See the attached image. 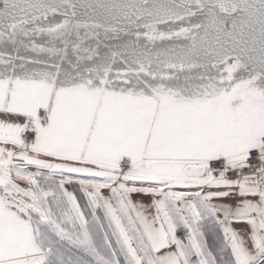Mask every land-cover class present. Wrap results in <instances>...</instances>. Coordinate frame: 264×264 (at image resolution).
Listing matches in <instances>:
<instances>
[{"label":"snow or ice","instance_id":"6c2138e0","mask_svg":"<svg viewBox=\"0 0 264 264\" xmlns=\"http://www.w3.org/2000/svg\"><path fill=\"white\" fill-rule=\"evenodd\" d=\"M0 45V264H264V0H0Z\"/></svg>","mask_w":264,"mask_h":264},{"label":"water","instance_id":"95a60500","mask_svg":"<svg viewBox=\"0 0 264 264\" xmlns=\"http://www.w3.org/2000/svg\"><path fill=\"white\" fill-rule=\"evenodd\" d=\"M81 2H84V0H81ZM81 11L83 12L84 10L81 9ZM57 20H59V19H57ZM82 32L85 34L84 31H82ZM83 33H82V36L80 35V37L82 39L74 38V39H72L73 42H68V44H67V51L69 53H71L75 59H76L77 53H74L72 51V49L76 44H79L81 46V50L79 51V55H81L83 57H87L88 55H92V61L93 62H91V60H88V59H83L80 61L81 63H84L86 61H88L90 63H94V62H99V60L102 58L111 57L112 52L121 51L122 50L121 46L123 44L127 43L128 39H129L128 37H125L122 34L118 37L106 38L105 34L102 32V30H101V34L97 37H93V39H91L90 37H86ZM108 35L111 36V34H108ZM131 39H135V37H132ZM143 43H146V42H143ZM171 43H172L171 41H158V42H156V46L157 47L168 46ZM178 43H183V41H179ZM149 46L151 47L152 45H149ZM58 47L61 48L60 43L58 44ZM85 48L88 49V51H83V49H85ZM118 60H120V58H117L116 63L112 64V65L116 66V64H120V62Z\"/></svg>","mask_w":264,"mask_h":264},{"label":"rangeland","instance_id":"374dc122","mask_svg":"<svg viewBox=\"0 0 264 264\" xmlns=\"http://www.w3.org/2000/svg\"><path fill=\"white\" fill-rule=\"evenodd\" d=\"M50 19H52V17H50ZM56 19H61L60 17H57ZM160 28H161V30H165V26L164 25H160L159 26ZM82 31H84L85 32V30L84 29H80L79 30V33H80V35L82 36ZM84 34V33H83ZM85 35V34H84ZM86 37H90L91 39H93V37H97L96 35H94V34H92V35H87ZM74 38H77L76 37V34H75V32H73L71 35H69L68 36V38H67V40H68V42H73V40L72 39H74ZM36 39V41L38 42V43H44L45 42V40H47V37H36L35 38ZM43 40V41H42ZM141 40L143 41V42H146L147 43V41H144V39H143V37H141ZM158 42V41H157ZM58 44H59V42H58ZM3 48H4V46L3 45H0V51H2L3 50ZM8 48L9 49H11V45H9L8 46ZM65 48V45L64 44H61V49H64ZM68 52V51H67ZM67 52H63L62 53V55H65L66 57H67V59L70 61V63L71 64H76V59L73 57V55L71 54V53H67ZM11 54H13V55H16V53L15 52H11ZM19 55H21V56H23V57H25L27 60H31V59H34V58H36L38 55L39 56H41V57H44L45 59H47V57L45 56V54H37V53H33V52H31V51H24V50H21V52L19 53ZM119 61V60H118ZM17 62H19V61H17ZM88 61H86V62H84V63H81V64H83V65H89V66H92L93 65V63H90V62H88ZM91 62H93L92 60H91ZM63 67H65L66 69H68L69 71H71L72 69L69 67V64H67V63H64L63 64ZM112 68H113V72L115 73L117 70H119V71H123V65L122 64H116V66H113L112 65ZM197 71H200V70H198V69H193L192 70V72L193 73H195V72H197ZM0 119H6V120H9L10 122H19L18 120H17V118L16 117H6V116H3L2 114H0ZM29 171H34V169H32V168H29ZM20 183V186L21 187H26V184H24L23 182H19ZM66 187H68V190L69 191H73L74 189L71 187V186H66ZM75 194L77 195V198L78 199H80V200H82V193H80L79 192V190H78V186H77V188H76V190H75ZM140 197H134L133 199L134 200H137V199H139ZM144 198H147V201H149V200H151V198L150 197H144Z\"/></svg>","mask_w":264,"mask_h":264},{"label":"crops","instance_id":"0c3cea01","mask_svg":"<svg viewBox=\"0 0 264 264\" xmlns=\"http://www.w3.org/2000/svg\"><path fill=\"white\" fill-rule=\"evenodd\" d=\"M137 200H142L143 203H145V204H148L150 202V200L147 201V198H141V197L139 199H137ZM224 202L225 203H231L232 201H224ZM232 227H233L234 230L239 232L241 234V236L247 241L248 233H247V226L246 225L234 223L232 225ZM181 235H182V233H181Z\"/></svg>","mask_w":264,"mask_h":264}]
</instances>
